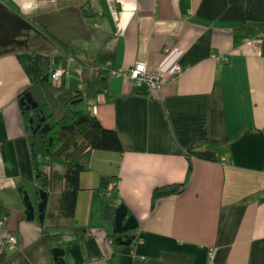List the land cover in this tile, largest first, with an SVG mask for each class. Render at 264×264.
Returning a JSON list of instances; mask_svg holds the SVG:
<instances>
[{
	"label": "crops",
	"instance_id": "crops-1",
	"mask_svg": "<svg viewBox=\"0 0 264 264\" xmlns=\"http://www.w3.org/2000/svg\"><path fill=\"white\" fill-rule=\"evenodd\" d=\"M7 1L46 35L35 48L62 56L68 87L107 75L95 113L132 149L93 152L75 214L85 235L48 238L19 189L36 188L19 99L29 79L17 53L0 56V217L17 240L2 244L0 230V264H58L52 244L64 249L59 264H264V37L243 29L264 21V0ZM138 61L161 74L158 90L113 73ZM176 64L185 70L171 76ZM196 138L223 143L222 159L192 158L189 171ZM107 179L136 218L131 244L102 217ZM181 182L182 192L152 201L155 188Z\"/></svg>",
	"mask_w": 264,
	"mask_h": 264
},
{
	"label": "trees",
	"instance_id": "trees-1",
	"mask_svg": "<svg viewBox=\"0 0 264 264\" xmlns=\"http://www.w3.org/2000/svg\"><path fill=\"white\" fill-rule=\"evenodd\" d=\"M243 29L248 36L264 37V21H247ZM50 39L61 44L52 36ZM17 56L29 79L19 99L30 91L37 104L36 107L20 104V107L27 129L36 190L47 194L42 231L48 238L57 239L62 230L73 229L76 237L71 242H74L86 232L84 227L76 225L75 217L81 172L90 166L95 150L123 153L132 149V141L123 131L104 126L92 110L96 98L108 91L107 75L100 72L99 76L85 80L83 89L73 90L65 81L54 83L51 78V72L60 64L61 55L51 56L31 48L17 53ZM78 99H86L90 104L79 108V102H75ZM222 144L211 138L194 139L187 148L188 170H191L192 158L220 161ZM114 178L118 176H112V180ZM109 180H103L99 187L100 202L102 217L114 221L116 209L124 202L121 198L116 199L117 186L111 191L112 180ZM184 188L185 182L157 187L152 193V201L182 192ZM19 189L24 193L22 186ZM52 246L53 250L56 246Z\"/></svg>",
	"mask_w": 264,
	"mask_h": 264
},
{
	"label": "water",
	"instance_id": "water-1",
	"mask_svg": "<svg viewBox=\"0 0 264 264\" xmlns=\"http://www.w3.org/2000/svg\"><path fill=\"white\" fill-rule=\"evenodd\" d=\"M43 38H46V35L34 24L20 13L14 11L7 4L0 1V56L35 48V45ZM81 101V99H78L75 102ZM20 104H28L31 107L37 106L30 91L24 94V97L20 100ZM38 195L39 201L35 206L28 192H24L27 219H34L37 212L39 220H43L47 205V194L43 190H40L38 191ZM137 225L135 216L133 214L128 216L127 206L121 204L116 209L113 221L112 230L116 234V241L124 245L131 244L135 236L131 235L130 231L136 230ZM52 253L54 260L58 264L64 262L62 257L64 254L63 248L54 247Z\"/></svg>",
	"mask_w": 264,
	"mask_h": 264
},
{
	"label": "built area",
	"instance_id": "built-area-1",
	"mask_svg": "<svg viewBox=\"0 0 264 264\" xmlns=\"http://www.w3.org/2000/svg\"><path fill=\"white\" fill-rule=\"evenodd\" d=\"M53 3H55L57 0H51ZM173 42L169 41L168 46H170ZM217 58V57H216ZM185 70L184 67H182L179 64L173 65L169 69V73L171 76H177L180 75ZM66 72L65 66L62 64H59L52 72H51V78L54 83H58L63 74ZM115 74L123 75V76H129L132 81H136L137 83L146 82L149 86L150 90H158L162 84L161 81V74L158 72H152L147 71L146 63L143 61H138L135 63L134 67L131 68L129 74H127L122 69H119L118 71H113ZM92 110L95 112V106H92ZM112 186H110L111 189ZM263 195H264V183H263ZM108 195H110L108 193ZM8 219L7 215H3L0 217V230L3 232V237L1 239L2 244H10L14 245L17 240L14 234H12L6 225V221Z\"/></svg>",
	"mask_w": 264,
	"mask_h": 264
},
{
	"label": "rangeland",
	"instance_id": "rangeland-1",
	"mask_svg": "<svg viewBox=\"0 0 264 264\" xmlns=\"http://www.w3.org/2000/svg\"><path fill=\"white\" fill-rule=\"evenodd\" d=\"M0 1H2V2L5 3V4H8V1H7V0H0ZM45 26L48 27L47 23H45ZM87 103H88V101H87L86 99H84V100H82L81 102L78 103V107H79V108H85V107H87ZM114 187H115V185H113V186L111 187V191L114 190ZM28 193H29V192H28ZM32 193H33V195H34V198L37 199V198H38V193H37V190H36L35 186H34V190H31V195H30V193H29L30 197L32 196ZM7 220H8V219H7ZM6 222H7V221H6Z\"/></svg>",
	"mask_w": 264,
	"mask_h": 264
},
{
	"label": "flooded vegetation",
	"instance_id": "flooded-vegetation-1",
	"mask_svg": "<svg viewBox=\"0 0 264 264\" xmlns=\"http://www.w3.org/2000/svg\"><path fill=\"white\" fill-rule=\"evenodd\" d=\"M38 193V192H37ZM39 196V195H38ZM132 233V231H130V234Z\"/></svg>",
	"mask_w": 264,
	"mask_h": 264
}]
</instances>
